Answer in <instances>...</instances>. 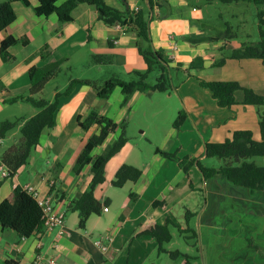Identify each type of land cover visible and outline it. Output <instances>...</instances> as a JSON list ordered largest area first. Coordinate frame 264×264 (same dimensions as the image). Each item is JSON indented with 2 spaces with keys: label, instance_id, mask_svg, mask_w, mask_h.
<instances>
[{
  "label": "crops",
  "instance_id": "crops-1",
  "mask_svg": "<svg viewBox=\"0 0 264 264\" xmlns=\"http://www.w3.org/2000/svg\"><path fill=\"white\" fill-rule=\"evenodd\" d=\"M28 1L29 7L12 2L16 19L0 32V48L8 37L27 40L25 45L18 43L10 48V61L4 62L0 54V123H17L1 138L0 145L6 138H14L9 148L16 146L22 140L24 123L38 113L26 101H11L29 94L31 68L61 62L59 72L41 94L48 101L64 92L72 80L91 85H78L70 97L60 99L55 126L43 131L28 163L13 178H0V204L15 190V184L19 188L32 185L42 196L51 194L56 208L66 216L62 233L43 229L20 238L0 224V264H27L39 254L45 264L51 260L56 264H131L133 260L141 264H264V189L252 191L235 185L222 174L205 179L196 166L185 171L178 162L158 152L173 153L180 159L197 156L205 165L209 143H223L237 131H250L255 141L261 140L259 122L264 106L245 104V92L239 90L233 107H221L212 92L201 86L202 80L237 81L264 97V65L259 59L230 57L232 51L249 41L243 42L231 32L226 36L215 24L208 10L217 2L157 0L149 13L150 35L154 47L169 61L172 88L167 92L138 91L128 109L123 107L119 87L109 99L100 98L95 87L111 78L136 80L135 72L147 71L134 28L106 25L96 8L86 3L74 10L73 21L61 24L57 14H36L39 0ZM66 1L57 0L56 5ZM104 1L120 11L148 7V0ZM171 35L177 42L176 50L169 44ZM250 36L245 33L246 40ZM103 56L112 61H95V57ZM157 71L156 81L162 74ZM93 110L117 123L129 116L125 130L128 141L107 163L105 182L95 191L96 199L101 203L108 200V205L80 228L78 212L68 208L89 189L93 172L91 165L80 174H75L73 167L89 138L100 133V127L83 130L78 117L85 120ZM183 110L186 119L175 128ZM122 132L118 129L110 134L93 150V157L107 155ZM9 148L0 152V162ZM259 159L250 161L264 166ZM125 164L138 168L141 177L115 187L116 173ZM167 218L175 227H171L172 240L160 253L157 239L143 233L164 225ZM176 234L186 242L175 249ZM191 237L198 239L200 247L190 242ZM99 241L101 244H96ZM196 248L198 255L194 254ZM171 253L178 256L173 258Z\"/></svg>",
  "mask_w": 264,
  "mask_h": 264
},
{
  "label": "trees",
  "instance_id": "trees-1",
  "mask_svg": "<svg viewBox=\"0 0 264 264\" xmlns=\"http://www.w3.org/2000/svg\"><path fill=\"white\" fill-rule=\"evenodd\" d=\"M21 2L29 7L28 0H9L0 3V32L11 25L16 15L12 8V2ZM126 2V0H124ZM207 3L220 2L224 4L250 3L257 8V20L259 41L256 43H244L240 48L232 51L230 57L233 59H259L264 65V0H205ZM86 3L94 6L99 14V18L108 26L121 25L127 30L134 28L137 36V48L143 56L147 71L145 73L135 72L137 79L125 81L119 78H111L101 87H95L98 96L102 99H109L116 88H120L124 96L123 107H127L134 93L140 92H167L172 88L171 70L169 61L166 60L162 51L157 50L152 42L150 35L149 13L158 3L157 0H148V7L137 12L131 10L120 11L110 7L104 0H67L62 6H57V0H39V6L35 8L38 16H50L57 14L60 23L65 24L73 21V12L79 4ZM25 38L16 39L6 38L0 48L1 58L4 62L10 61L13 57L9 52L10 48L18 43L26 44ZM97 63L111 62L110 57H95ZM61 62H55L44 67H33L30 69L31 89L27 96L11 100H19L32 104L38 113L27 120L22 129V140L9 148L2 156L0 166L5 165L12 177L20 168L25 166L35 149L40 144L43 131L46 128L55 126V113L59 107L62 97H70L78 85H91L88 81L72 80L64 92H58L53 101H48L41 96L48 82L59 72ZM160 69L162 74L157 82L151 85L148 82L149 75L155 70ZM203 88L209 89L219 106L231 108L236 104L235 93L239 90L245 92V104L264 106V97L256 94L252 89L243 87L237 81H201ZM129 109V108H128ZM186 111H181L174 123L175 128H180L186 119ZM129 116L117 123L113 119L93 110L89 116L83 120L78 117V123L83 130L88 131L93 125L100 127V133L91 136L77 158L73 172L80 174L83 169L91 165L93 172L92 182L89 189L78 199L70 202L69 211L78 212L80 228H85L87 220L92 215H101L104 207L108 205V200L101 203L95 197L96 189L105 182L106 165L109 160L118 154L128 139L126 127ZM17 125L16 122L5 121L0 126V138H5L9 131ZM261 140L255 141L250 131H237L233 138L223 143H209L206 145L207 158H218L225 161L222 167H206L201 164L199 157L187 156L180 159L176 154L163 153L158 151L166 158L178 162L179 166L185 171L196 166L203 174L205 179H209L217 174L226 176L235 185L243 186L252 191L264 189V166H259L253 158H264V112L260 114ZM122 129V135L115 142L110 152L105 156L93 157V150L105 143L110 134ZM141 171L130 165H122L116 173L113 185L121 188L128 181H137L141 177ZM54 190V185L52 186ZM0 224L3 230H13L20 238H28L44 229L43 212L35 199L21 189H15L9 197L0 204ZM171 227L174 223L167 218L162 226H155L152 230L145 231L143 234L154 236L159 244V252H165L164 245L172 240ZM109 253V251H107ZM116 255L112 256V258ZM177 257L178 253H171ZM190 264V262L188 263Z\"/></svg>",
  "mask_w": 264,
  "mask_h": 264
},
{
  "label": "rangeland",
  "instance_id": "rangeland-1",
  "mask_svg": "<svg viewBox=\"0 0 264 264\" xmlns=\"http://www.w3.org/2000/svg\"><path fill=\"white\" fill-rule=\"evenodd\" d=\"M240 7V9L237 10V8ZM215 22L216 25H219L223 28V32L225 35L227 32H231L233 36H237V38L243 42L252 43L253 40H259V34H257V8L253 4L250 3H232V4H224L217 2V5L210 8L208 10ZM243 13L242 15H240ZM234 14H236L234 16ZM232 27V28H230ZM252 34L253 36H250L249 39L246 40L245 33ZM227 34L226 36H228ZM251 40V41H250ZM246 44V43H245ZM159 72L156 70L150 75L149 82L151 84L156 83V76ZM49 92V90H48ZM48 94V93H47ZM44 98V97H43ZM1 125V123H0ZM166 127H162V129H166ZM134 134H138V130H132ZM151 132V131H148ZM21 135V133H20ZM19 135V136H20ZM14 142V138H6V140L3 142L2 145H0V152L9 148V146H12ZM260 161H264V158L259 159ZM203 165V163H201ZM208 167H222L223 161L218 158H208L206 162L204 163ZM258 164H262V162H258ZM204 165V166H205ZM191 235V234H189ZM194 242L196 247H200V244L198 242V239L195 237L190 238V242ZM185 240L182 236L177 235L175 236V239L173 241L174 248H180L185 244ZM197 248L195 249L194 254L198 255L196 252ZM179 261H183L182 258H180ZM131 264H141L138 260H133ZM149 264V263H148Z\"/></svg>",
  "mask_w": 264,
  "mask_h": 264
},
{
  "label": "built area",
  "instance_id": "built-area-1",
  "mask_svg": "<svg viewBox=\"0 0 264 264\" xmlns=\"http://www.w3.org/2000/svg\"><path fill=\"white\" fill-rule=\"evenodd\" d=\"M137 12V11H136ZM115 27L118 28H124L121 25H117ZM169 44L171 45V48L173 50H176L177 48V42L175 40L174 36H169ZM2 142V139L0 138V143ZM0 178L2 179H9L13 178L10 174L9 169L5 165L0 166ZM15 189H21L22 191L29 194L33 199L36 200L39 207L42 209L43 212V220H44V229L48 232H52L54 230H59L60 233H62L65 222H66V216L64 212L59 211L54 203V197L51 194H48L46 196H42L40 191H38L35 187L32 185H26L23 187H18L16 184L14 185ZM96 244H101V242H96ZM106 249V248H104ZM27 264H45V259L42 255H37L36 259L32 262H29ZM49 264H56L54 260H51Z\"/></svg>",
  "mask_w": 264,
  "mask_h": 264
}]
</instances>
